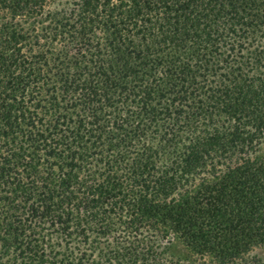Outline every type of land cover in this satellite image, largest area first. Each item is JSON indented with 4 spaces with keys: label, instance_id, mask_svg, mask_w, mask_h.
Here are the masks:
<instances>
[{
    "label": "trees",
    "instance_id": "trees-1",
    "mask_svg": "<svg viewBox=\"0 0 264 264\" xmlns=\"http://www.w3.org/2000/svg\"><path fill=\"white\" fill-rule=\"evenodd\" d=\"M0 264H264V0H0Z\"/></svg>",
    "mask_w": 264,
    "mask_h": 264
},
{
    "label": "rangeland",
    "instance_id": "rangeland-1",
    "mask_svg": "<svg viewBox=\"0 0 264 264\" xmlns=\"http://www.w3.org/2000/svg\"><path fill=\"white\" fill-rule=\"evenodd\" d=\"M169 250H170V252L173 254V255H175V256H177V257H180V258H183V257H185V255H186V250H185V248L183 247V245L180 243V242H178V241H173L171 244H170V246H169Z\"/></svg>",
    "mask_w": 264,
    "mask_h": 264
}]
</instances>
